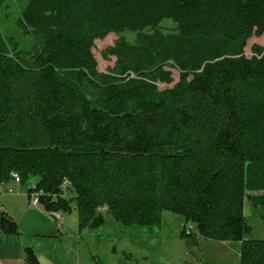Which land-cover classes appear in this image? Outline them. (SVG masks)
<instances>
[{
    "label": "trees",
    "instance_id": "16d2710c",
    "mask_svg": "<svg viewBox=\"0 0 264 264\" xmlns=\"http://www.w3.org/2000/svg\"><path fill=\"white\" fill-rule=\"evenodd\" d=\"M18 25L26 50L0 32V184L34 180L27 193L48 213L75 210L80 229L171 211L180 238L234 242L238 264H264L245 214L264 220V45L244 53L264 0H27ZM109 33L102 72L93 48ZM169 67L178 80L159 89ZM19 232L0 210V233Z\"/></svg>",
    "mask_w": 264,
    "mask_h": 264
},
{
    "label": "rangeland",
    "instance_id": "374dc122",
    "mask_svg": "<svg viewBox=\"0 0 264 264\" xmlns=\"http://www.w3.org/2000/svg\"><path fill=\"white\" fill-rule=\"evenodd\" d=\"M26 1H0V32L5 38L12 37L16 46L23 50L30 48L33 40L32 35L24 34L18 25V18ZM162 27L169 31L172 23L165 20ZM122 35L129 41L133 39L130 32ZM117 37V34L109 33L105 38L95 40L93 53L98 71L105 72L113 65L115 58L105 60L101 52ZM254 43L264 45V33L259 37L252 36L247 41L244 48L246 56H251V45ZM169 69L173 81L169 84L157 82L159 89L171 87L178 80V71L175 68ZM11 180H14L13 176ZM26 184L29 185L25 188L27 192V188L33 187L34 180ZM30 195L33 201L35 194H28ZM61 214L69 216L66 224L71 227L72 235L70 238L68 235L63 236L61 240L37 236L34 245L42 253L39 256L42 264H47V258H53V253H56L61 264H238L239 261L238 253L234 250L237 245L234 242L196 236V244L192 245L190 239L180 238L182 218L171 211H163L161 222L152 225H126L106 214L105 223L94 229H80L75 210ZM245 214L254 228L252 237L264 239V220L259 217V212L246 203Z\"/></svg>",
    "mask_w": 264,
    "mask_h": 264
},
{
    "label": "crops",
    "instance_id": "0c3cea01",
    "mask_svg": "<svg viewBox=\"0 0 264 264\" xmlns=\"http://www.w3.org/2000/svg\"><path fill=\"white\" fill-rule=\"evenodd\" d=\"M27 186L29 185L14 180L0 185V210L14 219L20 231L19 234L0 233V264H28L25 261L26 247H31L40 260L39 256L42 253L34 245L37 236L61 240L63 236L68 235L70 238L72 235L71 227L66 224L69 216H63L62 222L60 221L61 228H56L52 216L38 202L33 203L31 195L28 196L25 190ZM190 243L193 245L196 241ZM234 248L236 251V247ZM53 256L47 258V264H61L57 260L56 253H53ZM39 262L42 264L41 261Z\"/></svg>",
    "mask_w": 264,
    "mask_h": 264
},
{
    "label": "built area",
    "instance_id": "2783aa9c",
    "mask_svg": "<svg viewBox=\"0 0 264 264\" xmlns=\"http://www.w3.org/2000/svg\"><path fill=\"white\" fill-rule=\"evenodd\" d=\"M12 176L14 177V180H15L16 182H19V178H18L17 174L14 173V174H12ZM68 184H69V183H68L67 180H63L61 186H62V188H64V187H66ZM34 194H35V198H34V200H33V203H37V194H36V193H34ZM105 210H106L105 206L99 208V211H105ZM49 214H50V215L52 216V218L56 221L57 226L60 227L61 225L59 224V222L63 219L62 214H61L60 212H49ZM190 229H192V224H191L190 222L184 224V230H185L186 233H189Z\"/></svg>",
    "mask_w": 264,
    "mask_h": 264
}]
</instances>
